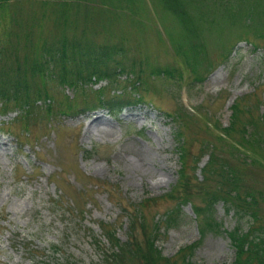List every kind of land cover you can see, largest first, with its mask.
Segmentation results:
<instances>
[{
  "label": "rangeland",
  "instance_id": "obj_1",
  "mask_svg": "<svg viewBox=\"0 0 264 264\" xmlns=\"http://www.w3.org/2000/svg\"><path fill=\"white\" fill-rule=\"evenodd\" d=\"M81 2L88 7L69 11V39L97 46L120 45L121 53L112 57L122 59L123 73L115 75L112 82H82L77 88L58 86L47 77L45 88L56 102L62 95H77L76 113L53 117L49 124L30 121L26 130L15 120L17 110L0 114V264H103L94 244L98 239L100 248L108 247L100 223H107L115 236L125 241L131 204L163 196L176 182V125L169 113L182 105L196 118L186 128L187 173L193 185H198L208 156L206 150L199 156L201 141L209 138L202 130L204 124L210 121L225 126L229 107L239 97H249L250 104L259 99L253 113H264L262 42L256 51L244 41L237 43L226 61L211 47L214 67L203 72L202 81H195L171 46L169 32L174 38L179 33L176 19L156 0ZM38 3L2 2L0 16L13 11L39 17L46 10ZM46 7L47 18H61L53 6ZM81 24L88 25V34L78 33L76 27ZM165 67H173L181 75L174 71L173 77L166 76ZM99 87L105 95L129 93L138 101L124 105L115 115L103 107L78 111L87 102H95ZM247 166V183L264 192V161L261 166ZM81 189L86 192L84 197L78 194ZM72 199L83 211L78 218L69 214ZM171 205L166 198L150 204L144 210L147 223L160 218ZM260 209L264 213V203ZM212 217L221 229L205 232L193 246L189 252L193 264L231 263L233 248L223 229L248 224L246 217L238 220L231 210L225 211L221 201L213 206ZM134 234L141 237L138 226ZM198 237L195 217L186 203L174 226H160L154 242L163 256L171 257Z\"/></svg>",
  "mask_w": 264,
  "mask_h": 264
},
{
  "label": "trees",
  "instance_id": "obj_2",
  "mask_svg": "<svg viewBox=\"0 0 264 264\" xmlns=\"http://www.w3.org/2000/svg\"><path fill=\"white\" fill-rule=\"evenodd\" d=\"M7 1L0 0V6ZM33 1L45 6L46 14L49 12L46 6H53L61 18L53 20L45 13L39 17H25L13 11L0 16L3 22L0 24V114L17 110L15 120L26 130H29L30 121L45 120L49 124L53 117L75 112L77 95H62L56 102L52 92L45 88L47 77H52L58 86L77 88L82 82H112L115 75L123 73L122 59L112 57L121 53L120 45L97 46L69 39V22H72L68 20L69 11L88 7L82 0L74 3L69 0ZM156 1L176 19L179 33L174 38L169 32L171 46L195 81H202L203 72L214 67L209 57L211 47L219 51L222 61L230 57L241 41L248 43L253 51L261 46V42L264 47V0ZM73 24L76 25V21ZM86 27L87 24H81L76 30L88 34ZM174 71L181 75L173 67H165L164 74L173 77ZM103 89L96 90L94 103L87 102L78 111L103 107L115 115L124 105L138 101L129 93L105 95ZM247 100L249 97H239L232 102L225 126L210 121L204 124L202 130L212 140L201 141L199 156L203 150L208 156L200 169L198 185L191 183L187 173L190 152L186 128L196 118L182 105L168 114L176 125L173 133L174 150L179 158L176 182L163 196L145 197L131 204L132 211L126 218L125 241H120L107 223H100L108 247L100 248L98 239H94V244L100 249L103 264H193L189 259L193 246L205 232L221 229L212 217L213 206L218 201L238 220L245 217L248 220L245 228L235 225L229 230L223 229L233 248L234 256L229 264H264V213L260 209L264 192L253 189L246 181L250 170L247 165L261 166L264 161V113H253L258 109L259 99L251 104ZM78 194L84 197L86 192L81 189ZM160 198L171 200L172 205L160 218L153 217L147 223L144 210ZM70 203L69 214L78 218L82 209L73 199ZM186 203L195 217L199 237L196 242L179 248L176 255L165 257L155 245V236L160 226L168 229L175 225L180 209ZM137 226L141 237L134 234ZM58 264L76 263L61 261Z\"/></svg>",
  "mask_w": 264,
  "mask_h": 264
}]
</instances>
